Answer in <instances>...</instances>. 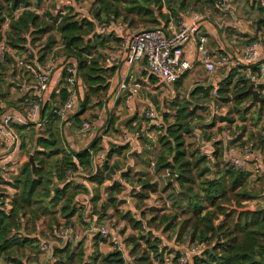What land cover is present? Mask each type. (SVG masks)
Segmentation results:
<instances>
[{
    "label": "trees",
    "instance_id": "1",
    "mask_svg": "<svg viewBox=\"0 0 264 264\" xmlns=\"http://www.w3.org/2000/svg\"><path fill=\"white\" fill-rule=\"evenodd\" d=\"M6 1L12 8L9 11L8 8L0 5V43L4 42L10 50H15L16 55H21L22 58L27 55L31 61L44 62L48 59L46 50L40 56V52L36 54L32 51L31 54L30 49H27V46L31 45L30 38H33L32 44H35L43 35L53 32L59 34L63 53L59 57L58 67L63 69L68 66L76 67L79 83L85 87L84 97L80 99V111L71 118L74 123L80 122L81 116L87 112L94 100L101 99L99 104L103 105V99L107 98L113 89L112 79L118 70V67L114 65L109 66L105 51L110 49L111 44L119 47L121 43L113 35L103 36L96 33L97 22L104 21L110 24L112 21L121 20L133 30L157 28L167 30L172 22H177L178 25L187 11L199 7L212 9L216 2V0H96L97 11L94 20L79 19L76 14L73 15V12H66L64 15L62 13L55 16L48 15L52 22L46 24L40 15L29 9L31 4L28 0ZM44 1L46 0H39V3ZM22 7L24 10L15 16L14 12ZM259 9L262 13L259 18L262 32L251 43L259 36L264 38V9L263 7ZM5 11L9 12L10 24L7 32L4 33L3 27L7 20ZM50 40L51 48L55 41L53 37H50ZM14 62V55L8 53L5 61L0 63V69L6 71L15 64ZM241 69L243 68L231 69L219 86H215V92L218 100L220 98L234 105L232 113L246 114L249 109L243 112L240 109L244 103L258 108L260 120L263 116L264 102L259 104L253 102V97L248 92L251 84L245 79ZM144 74L149 83L158 82V79L148 72ZM187 76L167 87L180 89ZM11 88L10 86L6 88L5 81L0 80V101L8 99ZM76 88L78 90V86ZM211 90L212 88L199 87L193 91L192 95L208 97ZM259 90L263 94L264 86ZM230 94H232L231 98ZM30 95L34 97L29 98L27 93L25 98L31 101L36 100L34 92L31 91ZM69 96L67 89L62 88L56 96L55 105L50 106L49 102L44 103L41 122L45 124L48 131L41 133L36 139L32 153L36 163L35 171L33 172L31 165L27 163L15 176L13 183H10L15 190L9 204L11 209H6L5 200L3 196H0V199L2 198L0 260L8 261L10 264H23L22 258L15 256L20 251L27 248L39 251L41 238L34 235H37V226L40 221L53 225L51 228L53 234L60 228L67 227L75 217H80L85 229L88 228L85 222L87 209L83 207L82 202H79L78 197L92 195L91 202L96 208L101 200V187L111 179L112 169L108 167V162L102 170L94 171V158L102 142L98 137L90 147L80 150L70 149L61 138L59 125L62 121L56 110L68 100ZM153 102L159 109L156 99H153ZM169 108L175 112L174 122L168 124L164 135L159 138L161 149L158 153L156 168L157 171L168 170L173 178L177 177L176 183L182 191L186 188L184 194H186L187 203L180 208L184 214L191 213L192 219L183 223L182 231L187 233L186 229L190 227V243L205 246L201 255L193 258L192 264H264V205L251 207V203L260 198V193L248 189V180L252 173L228 166L224 161L221 143L215 145L213 160L202 156L199 149L190 152L186 137H190L198 129L194 124L201 118L196 115L200 107L192 108L190 101L179 100L176 97ZM4 110L0 109V113ZM163 116L165 121L169 122L171 115L164 113ZM226 122L233 123L234 120L227 115L221 119V123ZM116 123L117 120L111 117L108 122V131L114 129ZM34 125H14L13 128L20 134ZM207 129L210 127L207 126ZM260 141L261 144L264 143V137H261ZM22 148L25 149V144L21 145ZM128 148L124 146L113 149L108 157L120 155ZM211 162H213L212 169L207 166ZM80 174L85 176L87 186L74 181ZM211 174L215 177L207 178ZM123 177L127 179L129 175L124 174ZM141 183L144 191H157V185L151 184L149 179ZM193 185L198 189L193 190ZM121 192L122 185L113 182L107 199L108 206H113L118 215L119 209L115 195ZM141 198L144 197L141 196ZM121 216L122 220L127 221L139 234L127 240L133 247L135 257L133 262H127L122 252L111 251L106 255L101 253L100 245L107 244V240L95 235L91 246H88L87 240L84 239L77 246L68 242L64 247H56L53 256L57 258V261L51 263L164 264V251L161 249L160 240L153 241L151 237H145V226L142 221L136 220L132 213L127 212ZM178 217L179 215H175L174 218ZM94 218L99 220L95 212L89 216L91 220ZM192 220L195 222L193 223ZM142 242L149 251L144 250L142 253ZM88 247L92 248L91 254L88 252ZM178 255L179 253L172 260L173 263H176Z\"/></svg>",
    "mask_w": 264,
    "mask_h": 264
},
{
    "label": "rangeland",
    "instance_id": "2",
    "mask_svg": "<svg viewBox=\"0 0 264 264\" xmlns=\"http://www.w3.org/2000/svg\"><path fill=\"white\" fill-rule=\"evenodd\" d=\"M95 1L96 0H46L43 3H39V0H28L31 4L29 9L40 15L46 24L52 22L50 16L48 15L51 14L55 16L58 13H62L64 15L66 12H73V15L76 14L79 19L88 18L94 20V15L97 11ZM8 4L9 2L6 0H0V5L8 8L10 11L12 6H9ZM235 5L236 10L233 16L225 15L224 12L218 11L216 6L212 9L204 7L203 10L199 7L189 11L203 14L205 19H207V15H211V23H214L215 28L222 32L223 35L220 38L223 40L222 42H224V45L222 46L223 50L213 52H227L234 57L239 58L241 57L243 50H245L251 41L258 36L257 23L262 13L259 7L254 6L247 0H237ZM22 10H24L23 7L22 9L14 12V15L18 16ZM189 11L184 13L183 16ZM4 13L6 14V17L9 18V12L6 13L5 11ZM172 23L174 27L178 26L177 22ZM230 23H237V27L226 26ZM100 24H109V22L105 23L103 21L96 23V25ZM50 37H53L55 41L51 48ZM32 40L33 38H30L31 45L27 46V49H30L29 51L31 54L32 51L36 54L40 52V56H42L44 50L47 52L48 59L44 62L38 63L40 67H43L51 58L56 60L57 65L59 64V57H61L63 51L60 43V36L57 32L41 36L35 44H32ZM257 40L263 42L264 38L259 36ZM120 49L121 46L118 47L116 44H111L110 49L105 51L107 60H109L108 63L113 62L119 64V60L116 61V57L118 55L117 51H119V53L121 52ZM10 53L14 55L15 64L6 71L0 69V80L3 79L5 81L6 88H8V86L12 87L11 94H9L10 96L6 101H0V109L22 110L23 108H27L28 102L31 100H27L25 98V93H22L20 88L25 86L28 90L29 98L34 97L33 95H30V92L34 91L35 86L34 74L26 68H18L17 62L24 59H22L21 55H16L15 50H11ZM26 59L27 63L31 62V60L27 58V55ZM145 65L146 63L143 62L139 67L135 66L131 70L133 74L135 73V77L138 81L141 80V78L143 79L142 73L145 71L143 70L145 69ZM199 65L201 64H198L197 67H199ZM115 66L119 69V65ZM225 76L226 74L224 70H219L217 73L210 75L204 68L195 69L184 80V84L180 89H175V87L169 88L166 85L159 83V81L156 84L149 83L148 86L144 84L139 95L133 98L129 104H127L129 92L127 90L120 91V89H118V96L116 98V100H118L117 107L119 106L121 108L120 112L122 114L119 116L115 115V110L108 112L109 119L112 117L117 120L114 129L110 131H108L109 126H98L96 123L97 120H99L100 112L103 110L102 107L104 106V108H106V102L110 99V97H112V93L114 92L113 90L111 93L109 92V96L107 98L103 99V105L99 104L101 99L94 100L87 112L81 116L82 118L79 123H74L73 120H71L70 125L72 124L74 127L70 126L67 128L65 126L66 123L63 122L59 125L61 138L65 141L67 147H70L72 150H76L77 148L82 149L84 147L80 140L81 137L83 138V135H85L89 140L91 135L97 132V134H99L98 138L101 141H103L104 137L108 138L105 144H107L109 148L107 149L102 147L101 142L99 151L95 155L93 165L94 171L102 170L108 162V167L112 169L111 175L125 180L126 184L122 186V192L115 195L119 215L113 206H108L107 204L110 187L114 181L112 177L101 187V200L96 208L91 202L92 195H81L78 199L80 203H83L82 205H84L83 207L85 209V205L90 203L93 212H95L96 217L100 221L116 223L115 227H111V230L114 235L119 237V246L124 251L123 255L127 262H133L135 259L133 247L129 245L127 240L131 236L137 237L139 235L127 221L122 220L121 215L126 214L127 212L132 213L136 220L142 221L143 226H145V237H151L153 241L160 240L161 249L164 251V264H169L177 253L187 250L192 245L190 243V227L186 229L187 233L182 231L183 223L188 219H192L191 213L184 214L183 210L180 208L187 203V199H185L186 194H184L186 193L184 192L186 191V188L182 191L176 183L177 178H173L171 172L168 170L157 171L156 168L158 153L161 149L159 138L164 135L168 124L174 122L173 117L175 112L169 107L172 105V102L176 97L179 100L190 101L192 103V108H195L196 106L200 107L197 109L196 115L201 118L196 120L194 124V126L198 127V129L193 135L186 137L187 148L190 152L198 151V147L195 143V137L196 135H200L202 138L209 141L215 139L217 142L222 143V145L224 142L225 144L227 142L228 145H233L238 149L247 148L250 144H253L256 152H262L264 156V143L261 144L260 141V138L264 137V111L262 113L263 116L259 120L260 116L258 108L252 107L249 103H244L240 109L242 112L245 111V109H249L246 114L238 115L236 112L232 113L231 111L233 110L234 105L232 103H226L220 98L218 100L215 92V86L218 87L219 83L225 78ZM82 85L80 86L82 87ZM199 87H204L205 89L212 88L209 96H193V91ZM112 88H114V86ZM79 89L80 88L78 87L77 93H79V99L82 100L85 94V87H83L82 90ZM261 95L264 96V93ZM231 97L232 94H230V98ZM153 99H156L159 103V109L153 102ZM219 104H221L227 111V115L231 116V119L234 120L233 123H221V119L225 118L227 115L222 117L211 113V107ZM149 108L156 109L160 118L157 121L159 125L145 118V111ZM79 111L80 103L76 114ZM164 113L171 115L169 122L165 121L163 116ZM121 118L123 119L118 123ZM83 123H89L90 130L83 132ZM207 126H209L210 129H207ZM203 128L206 129L203 130ZM138 130H142V138L138 141L136 146L123 145L121 143L122 133H133ZM47 131L48 128L45 124H43L41 127L38 125L31 126L25 132L19 134L21 137V145L25 144V149L22 148L19 156L16 158V162L18 161L19 163V171H21L25 164L29 163L30 155H32L35 149L37 137L41 133H45ZM124 146H128L129 148L124 150L122 154L112 155V158L108 157L109 152L113 150H111V148L118 149L119 147ZM223 148L224 147L222 146V151ZM207 166L212 169L213 162L208 163ZM8 168V172L0 170V196H3L5 203H9L8 200L13 196V189L8 182L10 179L15 178H9V176H12V172L9 165ZM248 172L252 173V176L248 180V189L250 191L260 193L259 200L253 201L251 203V207L264 205V167L261 170L259 168L252 167L248 170ZM1 174L4 175L6 179H4ZM124 174H128L129 178H124ZM84 177L85 176L82 174L77 175L74 181L87 186L88 184L84 180ZM214 177L215 176L211 174L207 178L213 179ZM145 179H149L151 184L157 185L156 192L143 190L141 182ZM9 187L12 190H10ZM197 189L198 187L193 185V190ZM141 196L144 198H141ZM1 200L2 198L0 199V203ZM175 215H179V217L174 218ZM192 222L194 223L195 221L192 220ZM52 226L53 225L49 222L46 223L45 221H40L37 226V235L34 236H40V244L44 241L54 242V253L55 248H59V246L55 240L54 234L52 233ZM68 226H72L74 230L79 233H82V231L85 230L84 222L80 217H75ZM142 243V253L144 250L149 251L144 242ZM111 246L112 243L108 245L103 243L100 245L101 253L104 255L110 253ZM175 247L178 248L176 249ZM88 252L90 254L92 253L91 247L88 249ZM89 253L87 255H89ZM15 256H20L23 264H52L57 261V258L55 259L53 255L44 256L41 255L38 250L36 252L31 248L20 251ZM0 264L10 263L5 260H0Z\"/></svg>",
    "mask_w": 264,
    "mask_h": 264
},
{
    "label": "built area",
    "instance_id": "3",
    "mask_svg": "<svg viewBox=\"0 0 264 264\" xmlns=\"http://www.w3.org/2000/svg\"><path fill=\"white\" fill-rule=\"evenodd\" d=\"M236 1L237 0H216L215 6L219 11L224 12L225 15L233 16L235 12L234 4ZM249 2L257 7H263L264 9V0H249ZM210 16L211 15H207V19H205L203 14L189 11L181 18L177 27H174L173 23H170L167 30L163 28L133 30L121 20L112 21L110 24L96 25V33L103 36L113 35L121 43L120 53H122L125 58L124 64L127 65L128 72L125 75H120L118 89H120V91L127 90L129 92L127 104L139 95L144 84L147 86L149 85L147 77H145V79L141 78V80L138 81L135 77V73L133 74L131 72L132 68L143 62L146 63L148 73L156 77L159 83L166 86L177 83L186 73L194 70L195 64H201L210 75L215 74L221 69L231 70L242 67L243 69H241V72L250 84H254L258 90L260 87L264 86V40L263 42L256 40L250 43L247 48L243 50L239 58L227 52L216 53L210 51L209 34L203 32L204 24L207 22L211 23ZM9 24L10 19L7 18L3 27V32L7 31ZM226 26L237 27V23H230ZM194 34L196 36L195 45L197 57L194 63H192L185 58V48L191 40H194ZM10 51L11 50L4 42L0 43V63L5 61L6 55L10 53ZM22 59L24 60L17 62V67L26 68L34 74L35 86L33 92L36 96V100L29 101L26 109H5L0 113V170L8 172L9 165L12 172V176H9V178H14L20 172L15 157L21 150V137L13 126H29L35 124L41 127L43 125L41 122V111L44 103L49 102L46 96L50 89L51 80L55 74L56 67L58 66L56 60L53 58L49 59L43 67H40L36 61L27 63L26 57ZM61 69L63 68L61 67ZM79 80L76 67L68 66L63 69L64 88L67 89L70 95L68 100L56 110L63 123H71V118L74 117L77 112L80 99L76 87L80 82ZM20 91L25 94L28 93L25 86H22ZM59 92L57 94H59ZM211 113L222 117L227 115V111L220 104L213 105L211 107ZM158 116L154 108H149L145 111V118L153 121L157 125H159V123H157L159 120ZM82 127L83 132L90 130L89 123H83ZM141 138L142 130L133 133L124 132L121 136V143L123 145L135 146ZM195 143L202 156H205L209 160L214 159L215 145L219 143L217 140L213 139L209 141L202 138L200 135H196ZM226 144L224 142L222 146L224 147V161L228 166L240 171H248L252 167L261 170L264 167L263 153L256 152L253 144H250L247 148L240 149L233 145H228L227 142ZM2 177L6 179L4 175H2ZM111 177L116 183L122 186L126 184L125 180L120 177L114 175ZM13 181L14 179H10L8 183H13ZM9 189L12 190L13 188L11 189L9 187ZM12 191L14 194L15 190L13 189ZM11 199L12 197L8 200L9 203H5L6 209L8 210L11 209L9 205ZM85 206L87 209L85 222L88 228L82 231V233L75 231L72 226L60 228L54 234L58 246L64 247L68 242H72L74 246H77L84 239L87 240L88 246H91L93 245V237L98 235L102 239L107 240V245L112 243L110 247L111 251L123 253L124 251L119 246V237L114 235L111 230V227H115L116 223L101 222L96 218L92 220L89 219V216L93 214V209L90 203H87ZM53 243L52 241L42 242L39 248L41 255L52 256ZM204 248V245L193 244L187 250L179 252L176 263L172 261L176 257L175 255L169 264H192L193 258L195 256H200Z\"/></svg>",
    "mask_w": 264,
    "mask_h": 264
},
{
    "label": "crops",
    "instance_id": "4",
    "mask_svg": "<svg viewBox=\"0 0 264 264\" xmlns=\"http://www.w3.org/2000/svg\"><path fill=\"white\" fill-rule=\"evenodd\" d=\"M247 1H249V0H247ZM235 6L236 5L234 4V9H235ZM254 6H256V5H254ZM207 24H209V25H207ZM204 25L205 26H204L203 32L208 33L209 34V37H210V43H209V49H210V51H218V52L221 51L223 49L222 46L224 45V42H222L223 40L220 38L223 35L222 32L219 31V30H217V28L214 27V23L207 22ZM193 38H194V40H191V42L188 43V45L185 48V58L188 59L189 61H191L192 63H194V61H195V59L197 57L196 45H195V40H196L195 34H194V37ZM117 52H118V55L116 57V61L119 60V64L118 63H113V62H110V64H109V66L119 65V69L117 70L116 77L112 79V84H113L112 87L114 86V88L112 90L114 92L112 93V97H110V99L106 102V108H104V106L102 107L103 110L100 112V114H99L100 115L99 120H97V123H96V125H98V126L103 125V127L104 126L105 127H108V120H109L108 112H111L112 110H115L114 111L115 112V115L119 116L120 114H122L120 112L121 108L119 106L117 107V102H118V100H116V98L118 96L117 90H118V84L120 82V75H125L128 72V69H127V65L124 64L125 58H124L123 54L122 53H119V51H117ZM139 66H140V64L137 65L136 67H139ZM144 68L145 69H143V70H145V71L142 73V77L145 79L146 76H145L144 73L145 72H148V70H147V66L146 65H145ZM202 68H204L202 65H199V67H197V64H195L193 69L195 70V69H202ZM194 70H192V71H194ZM221 70H224L226 75L230 71V70H226V69H221ZM192 71H189L185 75H188L189 76ZM197 72H198V70H197ZM79 84L82 85V83H79ZM79 84H78V87L80 88L79 90H82L84 86L82 85V87H81ZM64 87H65V85H64V82H63V69H61V67H58L57 66V69L55 71V74H54V76H53V78L51 80L50 89H49V91L47 93V96H46L47 99L49 100L50 106L55 105L54 102L57 100V97H56L58 95L57 93L62 88H64ZM54 95H56V96H54ZM54 97L56 99H54ZM129 113H130V111H129ZM122 119L123 118L119 119L118 123ZM65 126L67 128H69L70 126L71 127H74V126H72V124L70 125V123H66ZM98 136H99V134H97V132H95V134L91 135V138L89 140L87 139V137L85 135H83V138L82 137H81V139L79 138L81 140V143L84 145V147L82 149H85V148L90 147V145L92 144L91 142L94 141ZM107 139H108L107 137H104L103 138V141H102V145L101 146L108 149L109 146L107 144H105V142H106ZM114 143H117V142H114ZM112 149H114V148H111V150ZM76 150H80V148H77ZM18 156H19V153L16 155L15 159ZM17 164H18V167H19L18 161H17Z\"/></svg>",
    "mask_w": 264,
    "mask_h": 264
},
{
    "label": "water",
    "instance_id": "5",
    "mask_svg": "<svg viewBox=\"0 0 264 264\" xmlns=\"http://www.w3.org/2000/svg\"><path fill=\"white\" fill-rule=\"evenodd\" d=\"M257 24H258L257 34H259L260 32H262L261 19L258 21ZM248 92L252 95L253 102L258 103V104L264 102V96L261 95L260 90H258L254 84H251L249 86ZM29 164L31 165L32 170L34 172L35 168H36V163L34 161V156L33 155H30ZM175 178H177V177H175Z\"/></svg>",
    "mask_w": 264,
    "mask_h": 264
}]
</instances>
